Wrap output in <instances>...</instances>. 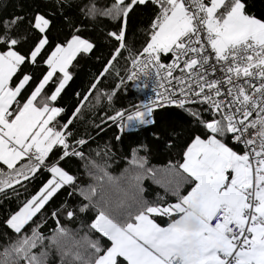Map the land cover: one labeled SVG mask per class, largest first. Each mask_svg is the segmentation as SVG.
I'll return each mask as SVG.
<instances>
[{
  "label": "snow or ice",
  "instance_id": "obj_1",
  "mask_svg": "<svg viewBox=\"0 0 264 264\" xmlns=\"http://www.w3.org/2000/svg\"><path fill=\"white\" fill-rule=\"evenodd\" d=\"M149 2L153 18L136 50L127 42L128 19ZM80 12L112 21L115 30L105 36L115 47L90 86L76 93L66 120L61 94L73 79L74 62L95 43L82 38L79 28L53 43L52 21L40 12L28 17L23 32L25 17H0V193L18 194L41 171L50 174L6 219L17 238L4 237L0 264H47L52 251L60 264H264V18L249 14L243 0H112L105 7L89 0ZM121 58L123 69L117 67ZM28 66L34 71L23 73ZM110 75L117 82L109 91L101 84ZM129 83L152 95L105 113L102 124L138 129L155 124L157 110L174 107L196 132L185 142L181 163L148 167L134 148L129 168L117 178L92 155L107 157L111 148L90 149L91 135L78 137L75 126L85 111L105 103L110 108L116 91ZM69 157L83 162L91 183L78 184L60 166ZM145 178L165 196L145 199ZM65 186L80 203L52 212L56 227L45 235L33 218ZM91 209L95 217L80 230L58 218L73 221ZM30 222L35 227L29 234L23 230ZM92 233L109 244L91 239Z\"/></svg>",
  "mask_w": 264,
  "mask_h": 264
},
{
  "label": "trees",
  "instance_id": "obj_2",
  "mask_svg": "<svg viewBox=\"0 0 264 264\" xmlns=\"http://www.w3.org/2000/svg\"><path fill=\"white\" fill-rule=\"evenodd\" d=\"M112 0H96L98 7H105L110 4ZM246 4V10L249 14H254L258 18H264V0H243ZM89 3V0H68V4L61 7L57 6L56 0H0V17L8 19L12 16L25 17L24 23L19 26L23 32L28 28V17L36 12H40L49 18L52 23L48 32L49 39L53 43L62 42L65 37H69L76 28L81 29L78 33L82 38L89 39L95 43V49L89 54H82L74 62L75 68L72 69L73 79L66 86L65 91L61 94L59 101L60 106L66 109L64 119L71 116L75 106L78 102L76 93H83L89 86L90 82L98 74L103 67V63L110 57V53L114 50V41L106 38L105 33L115 30V25L112 21L106 18H98L91 20L86 18L81 12L80 8ZM153 18V6L149 2L144 6L136 7L130 13L127 24L128 43L131 47L139 50L144 42V29H146ZM127 56V52L124 53ZM125 61L121 58L117 67L123 69ZM34 69L32 66L23 68V73H32ZM20 73L18 75H21ZM124 72L121 71V75ZM116 79L114 76H108L103 81L101 87L106 90L115 88ZM140 97L135 94L130 85L121 87L116 91L113 103L109 108L107 103L98 109L84 112V119L77 120L75 131L79 136H84L85 133L91 135L92 140L89 144L90 149H96L99 145L102 149L105 145L111 148L109 156H105L103 152L99 157L93 153V158L100 164H107L108 173L120 178L125 169L129 168L128 160L131 158L132 149H138V154L144 156L148 160V167L163 169L169 163L177 164L182 162V149L188 137L196 132V129L191 127L190 120L178 109L167 108L157 110L154 113L155 124L146 126L137 131H122L120 132L118 126L111 121L101 123V118L107 115H113L116 110L129 109L132 105L137 104ZM106 119V117H105ZM94 125H100L102 130L96 129ZM182 132L183 134L176 138L175 133ZM120 136L117 141L116 137ZM88 154V149H85ZM60 155L56 152L51 158L54 159ZM61 167L78 177V184L91 183V179L86 174L83 167V162L76 157L65 158L61 162ZM50 178V174L41 171L36 178L27 184V190L18 187V194L8 191L7 195L0 193V251L2 246L7 242L4 237L16 239V235L7 227L6 219L10 214L19 210L23 202L30 199L39 188ZM124 183L123 180L120 181ZM109 187L106 184V188ZM145 189V199L154 201L158 196H165L164 189L159 185L153 183L149 178L143 181ZM112 191V189H109ZM185 192L188 190V185L184 186ZM72 192L71 188L65 186L61 189L45 207L38 213L33 220L40 224V231L45 235H51L52 230L56 227V219L51 216V213L61 207L62 204L67 203L69 206H78L81 198L78 195L69 196ZM169 202L174 201V197L169 195ZM95 210L91 209L84 213H79L77 218L73 221H68L63 215L59 216L61 223L66 227L74 230L82 229V225L90 223L91 219L95 217ZM166 220V218H165ZM163 223L164 221L158 220ZM31 227L35 224L30 222V226H26L23 230L26 233L31 232ZM86 229L80 231V235L84 234ZM91 239H100L99 234L92 233ZM102 246H107L109 242L106 238L100 239ZM47 264H60V257L55 251H52L48 257Z\"/></svg>",
  "mask_w": 264,
  "mask_h": 264
},
{
  "label": "built area",
  "instance_id": "obj_3",
  "mask_svg": "<svg viewBox=\"0 0 264 264\" xmlns=\"http://www.w3.org/2000/svg\"><path fill=\"white\" fill-rule=\"evenodd\" d=\"M128 85L131 86L130 83H129ZM131 88L133 89V91L135 92V94H137V95L140 97L139 102H140L141 100L146 99L148 96H151V95H152V93H151L150 90H137L136 88H134V87H132V86H131ZM139 102H138V103H139ZM115 124L118 126L119 131L122 132L121 129H120V127H119V122H117V123H115ZM146 126H149V125H146ZM146 126L140 127V128H138V129H132V130H129V129L125 128L123 131H137V130H139V129H141V128H144V127H146Z\"/></svg>",
  "mask_w": 264,
  "mask_h": 264
}]
</instances>
